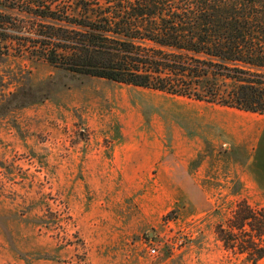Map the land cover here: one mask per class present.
<instances>
[{"label": "rangeland", "instance_id": "1", "mask_svg": "<svg viewBox=\"0 0 264 264\" xmlns=\"http://www.w3.org/2000/svg\"><path fill=\"white\" fill-rule=\"evenodd\" d=\"M21 88L42 100L19 106ZM224 110L35 58L0 63V264H252L217 236L247 199L224 194L221 180L201 184L215 194L174 196L157 194L155 177L126 181L131 164L149 160L143 153L180 159L198 140L197 163L220 166ZM248 201L264 208V194Z\"/></svg>", "mask_w": 264, "mask_h": 264}, {"label": "trees", "instance_id": "2", "mask_svg": "<svg viewBox=\"0 0 264 264\" xmlns=\"http://www.w3.org/2000/svg\"><path fill=\"white\" fill-rule=\"evenodd\" d=\"M18 56L264 115V0H0V63ZM25 91L19 106L42 100ZM216 233L227 251L264 259V208L241 200Z\"/></svg>", "mask_w": 264, "mask_h": 264}, {"label": "crops", "instance_id": "3", "mask_svg": "<svg viewBox=\"0 0 264 264\" xmlns=\"http://www.w3.org/2000/svg\"><path fill=\"white\" fill-rule=\"evenodd\" d=\"M224 108L221 114L226 117H223L221 129L226 150L220 166L207 159L197 163L200 155L205 153L204 145L198 140L197 149L189 147L176 154L180 159L163 162L166 157L163 149L152 154L143 153L149 160L129 164L126 181L145 184L155 177L154 182L160 183L157 194L174 196L215 194L213 187L204 188L201 184H214L221 180L228 186L224 194H239L255 201V194H264V115ZM214 119V116L207 118V129L215 125ZM155 170L158 172L154 173ZM184 182L190 183V189Z\"/></svg>", "mask_w": 264, "mask_h": 264}, {"label": "built area", "instance_id": "4", "mask_svg": "<svg viewBox=\"0 0 264 264\" xmlns=\"http://www.w3.org/2000/svg\"><path fill=\"white\" fill-rule=\"evenodd\" d=\"M151 251H152L153 253H156L157 248H156L155 246H152V247H151Z\"/></svg>", "mask_w": 264, "mask_h": 264}]
</instances>
